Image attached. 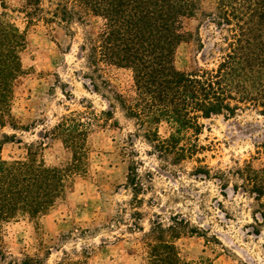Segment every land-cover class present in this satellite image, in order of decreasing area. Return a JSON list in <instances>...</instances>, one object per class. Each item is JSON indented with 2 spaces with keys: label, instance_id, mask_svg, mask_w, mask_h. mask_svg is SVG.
Masks as SVG:
<instances>
[{
  "label": "rangeland",
  "instance_id": "374dc122",
  "mask_svg": "<svg viewBox=\"0 0 264 264\" xmlns=\"http://www.w3.org/2000/svg\"><path fill=\"white\" fill-rule=\"evenodd\" d=\"M3 1L6 8L0 10L25 31L27 44L21 55L24 74L16 82L11 102L18 129L0 127V139L2 133L15 134L20 142L3 144L2 158H22L25 144L41 142L37 159L64 167L71 153L50 133L61 116L87 110L86 106L99 114L111 104L113 117L104 121L100 117V124L92 126L87 171L68 175L62 198L36 219L23 216L0 227V264L21 263L27 257L39 264H138L145 253L142 232L135 225L147 231L150 221L166 224L173 215L207 235L206 239L186 234L175 240L186 261L264 264V220L259 218V224L252 220L256 204L250 195L232 191L237 180L230 178L224 189L218 180L193 177L195 161L178 168L148 154L150 147L142 138L131 137L130 142L133 121L113 99V92L132 97L130 71L100 65V78L95 79L99 88L94 90L88 79L92 73L87 52L80 47L88 35L101 30L103 21L87 15L82 23H72L70 30L59 23H28L25 0ZM49 1L43 0L44 6ZM197 1L196 14L181 21L190 35L178 45L174 58L175 66L185 72L214 67L225 48L227 32L208 17L215 11V0ZM199 122V143L207 149L198 156L212 171L233 169L245 161L254 167L264 165V115L247 110L231 118L212 116ZM132 161L138 163L145 187L135 205L132 190L126 187Z\"/></svg>",
  "mask_w": 264,
  "mask_h": 264
},
{
  "label": "trees",
  "instance_id": "16d2710c",
  "mask_svg": "<svg viewBox=\"0 0 264 264\" xmlns=\"http://www.w3.org/2000/svg\"><path fill=\"white\" fill-rule=\"evenodd\" d=\"M0 7L5 3L0 0ZM199 9L197 0H55L44 6L43 0H25L23 13L28 23L40 20L59 23L66 29L82 23L89 15L100 18L103 26L88 35L81 45L91 68V81L100 78V65H110L131 72L133 95L126 99L113 92V99L127 119L133 121L131 137L142 138L150 147L148 154L182 167L195 161L190 174L218 180L223 188L235 178L232 191L247 193L256 204L251 214L259 224L264 220V165L254 167L250 161L227 170L212 171L199 157L207 147L199 143L200 119L212 116L231 118L243 111L264 115V0H215L210 21L227 32L225 48L214 67L195 72L179 70L174 64L178 45L190 33L182 29L183 18L193 17ZM26 34L0 10V127L18 129L11 115V102L18 79L24 74L22 52ZM84 111H70L51 128V135L71 153L64 167L49 166L37 155L43 145L25 144L22 158L5 160L2 146L20 142L15 134H1L0 139V227L19 217L36 219L63 197L70 173H86L89 148L88 133L93 125L113 117L111 108L96 114L91 106ZM165 126L162 133L160 128ZM48 135H46L47 137ZM134 152V151H133ZM137 162L128 166L126 187L132 190L133 204L140 203L145 191ZM140 215V211H134ZM142 232L145 256L138 264H211L209 260L186 261L180 256L175 240L182 235L207 239L204 230L177 215L150 221ZM201 232H204L203 234ZM258 232V231H256ZM39 264L27 257L21 263Z\"/></svg>",
  "mask_w": 264,
  "mask_h": 264
}]
</instances>
